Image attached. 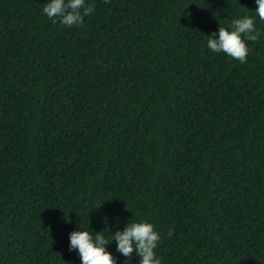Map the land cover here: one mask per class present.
I'll use <instances>...</instances> for the list:
<instances>
[{"label": "trees", "instance_id": "trees-1", "mask_svg": "<svg viewBox=\"0 0 264 264\" xmlns=\"http://www.w3.org/2000/svg\"><path fill=\"white\" fill-rule=\"evenodd\" d=\"M88 2L68 28L0 0V264H80L69 233L117 219L162 264H264V37L246 63L205 37L255 0Z\"/></svg>", "mask_w": 264, "mask_h": 264}, {"label": "clouds", "instance_id": "clouds-1", "mask_svg": "<svg viewBox=\"0 0 264 264\" xmlns=\"http://www.w3.org/2000/svg\"><path fill=\"white\" fill-rule=\"evenodd\" d=\"M255 16L244 14L233 18L227 26L218 27L217 31L206 37V47L212 53H223L240 63H246L250 51L249 42H257L264 37V31L256 25V19L264 20V0H255ZM95 11V5L88 0H46L42 9L53 23L71 28L81 26L84 17ZM250 12V11H249ZM117 219L115 230L106 237L102 231L92 234L87 228H78L69 233L68 250L76 251L80 264H116L107 246L115 242V251L127 261L137 258V264H162L157 255L161 241L160 233L154 224L146 219L129 220L121 230ZM88 228L89 225H88ZM172 229L168 235L173 234Z\"/></svg>", "mask_w": 264, "mask_h": 264}]
</instances>
